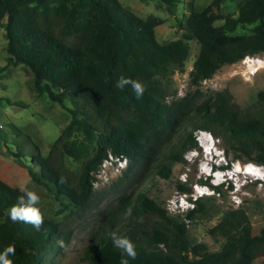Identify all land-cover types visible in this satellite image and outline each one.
<instances>
[{
	"label": "trees",
	"instance_id": "trees-1",
	"mask_svg": "<svg viewBox=\"0 0 264 264\" xmlns=\"http://www.w3.org/2000/svg\"><path fill=\"white\" fill-rule=\"evenodd\" d=\"M157 1L169 7L179 2ZM226 1L212 0L202 11L192 10L186 22L189 34L161 44L156 28L163 20L140 18L119 0H0L6 67H25L33 90L61 105L70 119L47 156L32 143L31 164L25 165L31 180L66 210L83 209L94 195L92 174L108 153L130 161L116 185L142 167L148 173L142 183L153 173L154 181H168L186 153L199 150L197 131L221 139L238 162L264 167V110L242 117L227 91L197 107L186 98L168 102L170 93L160 80L172 69L184 68L191 53L188 41L196 40L200 47L190 74L194 85L210 80L225 65L264 54V0H241L236 17L222 14ZM239 30L250 33L238 35ZM121 75L144 85L141 98L131 87H115ZM73 130L94 145L92 154L81 141L70 139ZM70 158L80 164L75 170L67 166ZM148 186L120 198L119 235L130 238L138 253L129 264H254L264 257V229L254 233L244 209L221 214L209 234L224 244L212 252L194 244L188 228V222L207 215L204 201L197 200L183 218L171 216L150 197ZM177 188L191 193L182 184ZM24 193L0 177V252L14 245L13 264H57L69 242L59 223L38 205L44 217L39 231L10 218L9 209ZM128 208L131 215L125 218ZM86 257L90 264H120L121 250L110 234L89 247Z\"/></svg>",
	"mask_w": 264,
	"mask_h": 264
},
{
	"label": "rangeland",
	"instance_id": "rangeland-1",
	"mask_svg": "<svg viewBox=\"0 0 264 264\" xmlns=\"http://www.w3.org/2000/svg\"><path fill=\"white\" fill-rule=\"evenodd\" d=\"M240 1L227 0L222 14L236 17ZM211 2L212 0H179L176 7H169L157 0H119L122 8L129 9L140 18L157 17L163 20V24L156 28L157 40L161 44L183 40L185 35L189 34L186 22L191 11H202ZM246 33L250 31L239 30L237 34ZM4 34V29L0 27V177L23 192L37 193L40 196L38 206L48 219L59 223L60 230L68 237L69 242L63 246L62 255L58 257L57 264H90L86 257V250L98 244L102 237L112 232L118 235L121 233L119 230L122 214L120 198L134 195L138 189L144 190L147 185L153 200L166 209L171 216L183 218L186 213L178 212L179 209L173 206V203L177 202L179 207L178 201L181 197L189 201L195 194L196 185L206 186L205 182L209 183L208 187L210 186L215 194L201 198L206 204L207 215L198 216L194 221L188 222L194 244L202 243L209 251H218L224 244V240L213 238L209 231L217 225L221 214L228 210L244 209L250 218L254 233L264 229V179L239 174L240 180L242 177L245 178V185L239 181L236 182L237 186L228 182L221 188V192H217L214 185L206 181V176L201 169L204 156L198 140H202L201 132L203 131L194 133L199 147V156L192 158L186 154L185 162L174 171L168 181H159V179L154 181L153 173L148 181L142 183L143 178L148 175L145 167H142L132 172L120 184L114 183L123 175L114 176L105 187L95 189L92 199L85 208L66 210L45 188L31 180L26 166L31 164L28 154L34 151L32 143L38 146L44 156L50 153L54 142L69 125L68 113L58 103L51 102L46 96H40L33 90L32 75L25 67H6ZM187 43L191 53L184 68L172 69L167 76L160 78L163 86L170 93L168 102L186 98L193 101V107H197L207 99L214 98L218 93L227 91L242 117L247 118L264 110V97L261 96V93H264V68L251 74L246 72V65L240 61L223 66L210 80L194 85L191 83L190 74L200 47L196 40ZM260 57L264 58V54ZM70 139H78L81 141L82 149L85 148L87 153H93L94 145L84 142L78 130H73ZM214 139L216 148L220 154L222 153L221 158H225V162L220 164L230 163L229 168H232V165L237 163L234 154L226 151L221 139L215 137ZM211 152L214 153L213 149ZM18 154L21 157L16 156ZM66 163L73 170L80 165L72 158ZM240 164L246 165L249 162H240ZM253 165L264 172L263 166L254 163ZM178 184L191 189L187 198L177 188ZM151 223L152 221L147 223L145 230L151 228ZM254 264H264V257L256 260Z\"/></svg>",
	"mask_w": 264,
	"mask_h": 264
},
{
	"label": "clouds",
	"instance_id": "clouds-1",
	"mask_svg": "<svg viewBox=\"0 0 264 264\" xmlns=\"http://www.w3.org/2000/svg\"><path fill=\"white\" fill-rule=\"evenodd\" d=\"M115 87L119 89L131 87L137 99L141 98L144 92L146 91L142 83H140L139 81L125 78L123 75L117 78ZM201 133H203V137L201 141L198 140V143L203 151L204 161H202L203 165L201 169L202 173L206 176V181H210L215 188L223 187L228 182H232V184L237 186V181H239L242 185H245V178L242 177V179L240 180L239 174L247 176L248 168L249 171H252L253 167L257 166L253 165V163L241 165L238 161L236 165H232V168H229V165L227 163L225 165L220 164V162H225V158H221L222 153L220 154V151L216 148V141L213 135L207 131H203ZM212 149L214 153L211 152ZM198 152L199 150H192L186 154L187 156L190 155L192 158H196L199 156ZM255 172L257 175V179H264V173H262L260 169H255ZM249 177L253 176L249 175ZM61 182H63V180ZM201 187L208 188L210 193H206L199 199L203 198L204 196H213L215 194V192L211 190L212 188H210V186L208 187V185H206ZM39 203L40 196L37 193L33 191H26L24 195H21L17 198V203L9 209V215L11 220L14 223L22 222L30 224L37 231H39L44 224V217L40 209L36 207V205H38ZM130 215L131 208H128L126 209L124 216L125 218H127ZM111 239L114 246L121 250L120 264H129V259L135 260L137 258L138 253L136 251V246L133 244L130 238L118 235L116 232H112ZM15 254V246H7L3 250V252H0V264H13V261L9 259V256H14Z\"/></svg>",
	"mask_w": 264,
	"mask_h": 264
},
{
	"label": "built area",
	"instance_id": "built-area-1",
	"mask_svg": "<svg viewBox=\"0 0 264 264\" xmlns=\"http://www.w3.org/2000/svg\"><path fill=\"white\" fill-rule=\"evenodd\" d=\"M242 62L244 65H246V72H250L251 74H255L260 68H264V58H261L260 56H247L242 60ZM199 137L198 139H200ZM128 167L129 160L127 157L123 155L117 156L112 153H108L100 168L92 174L93 189L95 190L101 187H105L107 183H110L114 176H122L128 169ZM253 168L260 169L258 167ZM194 188L195 194L192 195L193 197H191V200L188 201L184 197H181L180 201H178L179 207H177V202L173 203V206L179 209L178 212L187 213L188 211L194 209L195 202L206 193H210L209 189L206 187L196 185ZM185 197L187 198V195H185Z\"/></svg>",
	"mask_w": 264,
	"mask_h": 264
},
{
	"label": "bare ground",
	"instance_id": "bare-ground-1",
	"mask_svg": "<svg viewBox=\"0 0 264 264\" xmlns=\"http://www.w3.org/2000/svg\"><path fill=\"white\" fill-rule=\"evenodd\" d=\"M255 169H256V168H253L252 171H249V168H248V170H247V174L250 175V176L256 177L257 175H256V172H255Z\"/></svg>",
	"mask_w": 264,
	"mask_h": 264
}]
</instances>
